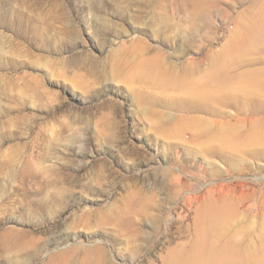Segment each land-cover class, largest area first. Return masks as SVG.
Instances as JSON below:
<instances>
[{"label":"rangeland","instance_id":"374dc122","mask_svg":"<svg viewBox=\"0 0 264 264\" xmlns=\"http://www.w3.org/2000/svg\"><path fill=\"white\" fill-rule=\"evenodd\" d=\"M262 23L0 0V264H264Z\"/></svg>","mask_w":264,"mask_h":264},{"label":"bare ground","instance_id":"6f19581e","mask_svg":"<svg viewBox=\"0 0 264 264\" xmlns=\"http://www.w3.org/2000/svg\"><path fill=\"white\" fill-rule=\"evenodd\" d=\"M261 22H263V21H261ZM260 24V23H259ZM262 29H264V24L262 23L261 25H258V28H255V27H253V26H250V28H248V27H246V30H248V31H258V30H260V32L262 31ZM264 31V30H263ZM262 36V35H261ZM259 41H260V39H259ZM261 42V41H260ZM252 84H253V82H251ZM250 83V84H251ZM251 84V85H252ZM219 91H222V90H219ZM209 93V92H208ZM212 93V92H211ZM213 94V93H212ZM207 95V94H206ZM214 95V94H213ZM262 129H263V131H264V124L262 125ZM263 131H258V132H256L255 133V135H257L254 139H252V141H253V144H255V143H257L258 142V140L260 139V137L261 136H263L264 135V132Z\"/></svg>","mask_w":264,"mask_h":264}]
</instances>
